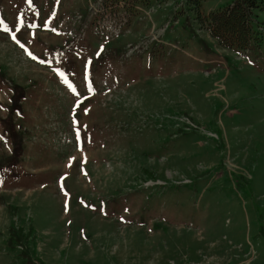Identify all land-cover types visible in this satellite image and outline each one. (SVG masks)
Returning <instances> with one entry per match:
<instances>
[{"label":"rangeland","instance_id":"rangeland-1","mask_svg":"<svg viewBox=\"0 0 264 264\" xmlns=\"http://www.w3.org/2000/svg\"><path fill=\"white\" fill-rule=\"evenodd\" d=\"M232 1L0 0V264H264V0L244 50Z\"/></svg>","mask_w":264,"mask_h":264},{"label":"trees","instance_id":"trees-1","mask_svg":"<svg viewBox=\"0 0 264 264\" xmlns=\"http://www.w3.org/2000/svg\"><path fill=\"white\" fill-rule=\"evenodd\" d=\"M199 5L201 0H188ZM260 8L255 0H234L227 7L209 15V33L223 48L245 49L252 35V10ZM264 9V7H263Z\"/></svg>","mask_w":264,"mask_h":264},{"label":"snow or ice","instance_id":"snow-or-ice-1","mask_svg":"<svg viewBox=\"0 0 264 264\" xmlns=\"http://www.w3.org/2000/svg\"><path fill=\"white\" fill-rule=\"evenodd\" d=\"M13 39L14 40L16 39L15 35H13ZM21 47H23V45H21ZM33 58H35V57H33ZM0 139H2V137H0Z\"/></svg>","mask_w":264,"mask_h":264}]
</instances>
